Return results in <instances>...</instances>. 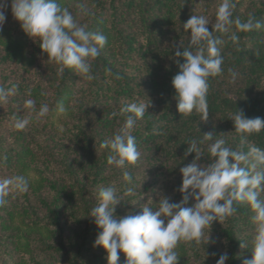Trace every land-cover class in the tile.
Masks as SVG:
<instances>
[{
	"label": "trees",
	"instance_id": "1",
	"mask_svg": "<svg viewBox=\"0 0 264 264\" xmlns=\"http://www.w3.org/2000/svg\"><path fill=\"white\" fill-rule=\"evenodd\" d=\"M221 2L58 0L79 25L87 30H99L107 37L99 56L89 61L92 80L71 68H66L59 75L60 65L48 59L39 42L23 32L11 13L9 3L5 10L6 22L0 31V87L10 89L16 86V92L6 101H0V130H11L13 137L10 147L0 141V165L9 167L17 161L28 160L34 151L42 152L46 162L58 171L62 179L66 177L69 181L66 183L69 189L63 195L61 187L51 180L49 188L54 196L51 199L43 197L38 202L49 221L45 226L53 227L59 237V232L63 231L60 202L88 217L68 264H104L106 261L103 257L106 251L101 246L102 255L95 256L94 262L85 256L91 240L97 238L100 230L91 224L94 218L89 216L97 204L87 195L80 181L86 180L90 187L98 190L102 186H113L117 195L124 194L126 199L131 195L127 194L128 188H132L133 193L137 190V198L143 192H151L157 183L154 199L158 210L161 197L167 196L171 202L182 199L178 191L182 183L180 168L195 156V153L185 155L190 140L202 141L197 146L203 155L199 163L204 165L213 162L208 147L219 139H223L224 146L233 151L247 153L253 146L264 150V131L238 133L234 122L229 119L238 109H242L247 118L264 119V27L241 32L233 24L228 32L213 30V36L224 41L219 46L223 71L208 78V119L202 120L195 111L190 116L177 111L172 86V78L179 72L175 50L179 45L188 47L191 38L190 30H184L183 25L192 15H203L210 21L206 27L211 31ZM231 3L234 5L233 21L237 18L246 21L252 15L264 23V0H231ZM233 32L239 36L238 41L230 39ZM191 50L195 52L196 48ZM180 63H183L182 58ZM29 100L34 101V107L28 104ZM148 101L150 106L144 117L137 120L133 130L141 153L139 160L134 165L126 164L124 168L109 165V150L100 145L123 126L125 117L120 114V109L130 102ZM58 103H63L65 112L71 113L73 118V123L66 129L67 134L62 137L63 144L57 142L53 131V117L59 112ZM45 104L49 111L40 115L41 106ZM23 120L28 121L25 127L16 128V123ZM208 132L213 134L211 140L204 139L203 135ZM64 144L80 156L83 180H79L69 163L70 156ZM74 162L77 164L79 161L74 159ZM241 166L247 167L244 163ZM143 167L150 175L149 180L143 175ZM124 171L133 177L130 184L123 180ZM259 198L264 199V191L260 192ZM235 207L236 212L232 216L211 225L213 243L202 238L199 242L181 240L175 251L201 261L208 256L218 260L221 254L214 244L217 238L224 253L228 254L226 264H240L243 244L240 237L245 236L242 233L252 221V214L256 213L247 202L237 203ZM115 215L120 217L122 213L116 209ZM208 231L206 228L204 235H208ZM49 249L52 251L53 246L50 245ZM121 260H126L123 253H120Z\"/></svg>",
	"mask_w": 264,
	"mask_h": 264
},
{
	"label": "clouds",
	"instance_id": "2",
	"mask_svg": "<svg viewBox=\"0 0 264 264\" xmlns=\"http://www.w3.org/2000/svg\"><path fill=\"white\" fill-rule=\"evenodd\" d=\"M9 3L11 13L23 32L39 42L48 59L60 65L57 70L59 75L66 68H71L88 80L94 78L89 61L98 57L100 49L107 43V37L102 32L87 30L79 25L73 14L61 7L58 0H0V31L6 22L5 10ZM233 7L231 0H222L211 31L206 27L210 21L203 15H192L183 25L184 30H190L191 38L188 47L181 48L179 45L175 50L179 72L172 78L177 111L183 116H190L195 111L202 120L208 119V78L223 71L219 46L224 41L214 37L213 30L228 32L233 24L241 32L264 27V23L252 15L246 21L239 18L233 21ZM230 39L238 41L239 36L233 32ZM193 47L195 52L191 50ZM180 58L183 63H180ZM235 75L233 73V77ZM15 92L16 86L10 89L0 87V101H6ZM28 104L35 106L32 100ZM149 106L150 101L130 102L120 109V114L125 117L123 126L100 145L109 150V165L124 168L126 164L134 165L139 160L141 153L133 130ZM57 110L60 113L65 111L63 103H58ZM48 111V105H42L40 115ZM229 119L234 122L238 133L264 131V119L247 118L242 109L231 114ZM27 123V120L18 121L15 127L23 129ZM203 136L211 140L213 134L208 132ZM199 142L195 139L188 142L185 155L195 153V156L189 164L180 168L182 183L178 191L182 199L179 202H171L169 197L164 196L159 199L156 211L144 206L137 214L117 217L116 206L122 198L117 195L115 187H100V203L91 209L89 216L94 218L100 230L94 246H101L106 251L107 264H118L120 253L125 255L126 264H178L179 256L175 249L181 240L199 242L207 228V243H211L213 221L232 216L236 212L235 205L242 202L250 204L256 213L253 220L257 222L253 255L243 264H264V199L259 198L260 192L264 191V150L253 146L247 153L233 151L224 146L223 139H219L208 147L213 162L204 165L199 163L203 156L197 146ZM242 163L247 167H242ZM132 179L130 172H123L126 183L130 184ZM10 188L27 192L29 181L23 175L0 180V205L5 203L4 197ZM132 191V188L127 189L129 194ZM241 247L245 246L242 244ZM228 258V254L223 253L216 264H226Z\"/></svg>",
	"mask_w": 264,
	"mask_h": 264
},
{
	"label": "rangeland",
	"instance_id": "3",
	"mask_svg": "<svg viewBox=\"0 0 264 264\" xmlns=\"http://www.w3.org/2000/svg\"><path fill=\"white\" fill-rule=\"evenodd\" d=\"M72 120V114L65 111L63 113L57 112L53 117L54 136L56 135L55 139L60 144H63L62 137L67 134L65 133L66 129L73 123ZM0 141H3L6 146L10 147L13 142L11 130L1 129ZM63 146L67 149L70 156L69 163L73 165L72 168L79 176V180H83L80 156H77L75 151L66 144ZM74 159H77L79 162L75 164ZM143 171H145L143 175L149 180L150 175L147 174L146 168L143 167ZM16 175H23L28 179L29 189L27 192H19L14 188H10L8 194L4 197L5 203L0 205V264H68V258L70 260L73 256L74 245L79 232L88 217L81 216L78 210L72 209L68 206L69 204L60 202L59 206L63 211L61 225L63 231L59 232L61 234L59 237L53 227L45 226V224L49 225V221L44 211L38 206V202L43 197L51 199L54 196L49 188L51 180H54L61 187L63 195L69 189L68 185H66V183L69 184V181L66 177L62 179L58 171L46 162L42 152L35 151L28 160L17 161L9 167L5 164L0 165V180ZM80 182H83L82 185H84L87 195L98 205L100 203L99 190L90 187V183L86 180ZM141 185L142 181L138 186L139 190ZM155 185L151 192H143L137 198L135 197L138 194L137 190L135 193L131 192V195L127 197L128 199L124 198V194H118L122 198V201L117 205L116 209L120 210L122 216L137 214L144 206H149L153 211H156L157 204L154 198L158 185L157 183ZM69 186L71 187L70 192H72V186ZM71 213L74 216H71ZM254 216L252 214V221L249 222V226L242 233L245 235L243 236L245 239L240 237L245 246L240 251V264H243L246 259H251L253 255V241L257 226V222L253 220ZM213 236L216 237V235ZM207 238L208 235H203L202 237L204 240H207ZM91 241L93 247L90 245L85 256H87L88 260L93 261L94 257L102 255V252L100 251L101 247L94 246L95 240ZM214 244L220 250L219 253L223 254L222 243L217 238ZM50 245L53 246L52 251L49 249ZM59 246L62 247L60 248ZM177 255L179 256L178 264H216L217 261L210 256L204 257L203 261H201L181 252H177ZM103 257L106 258L104 264H107V253H104ZM119 263L126 264V260H121Z\"/></svg>",
	"mask_w": 264,
	"mask_h": 264
}]
</instances>
